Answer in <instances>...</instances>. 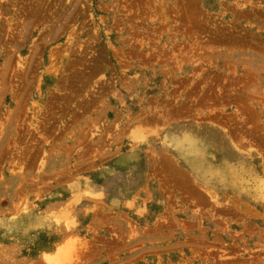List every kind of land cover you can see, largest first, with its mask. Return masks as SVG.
<instances>
[{
  "label": "rangeland",
  "instance_id": "1",
  "mask_svg": "<svg viewBox=\"0 0 264 264\" xmlns=\"http://www.w3.org/2000/svg\"><path fill=\"white\" fill-rule=\"evenodd\" d=\"M0 264H264V0H0Z\"/></svg>",
  "mask_w": 264,
  "mask_h": 264
},
{
  "label": "bare ground",
  "instance_id": "2",
  "mask_svg": "<svg viewBox=\"0 0 264 264\" xmlns=\"http://www.w3.org/2000/svg\"><path fill=\"white\" fill-rule=\"evenodd\" d=\"M63 249H65V248H63ZM63 249L57 248L55 254L52 256V259L54 261H59V260H61L62 258L65 257V255H66L67 252H66V250H63Z\"/></svg>",
  "mask_w": 264,
  "mask_h": 264
}]
</instances>
